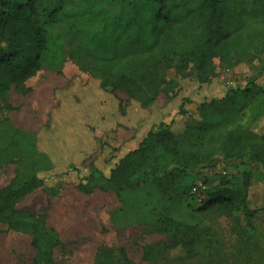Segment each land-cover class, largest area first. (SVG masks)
I'll return each mask as SVG.
<instances>
[{
	"label": "trees",
	"instance_id": "trees-1",
	"mask_svg": "<svg viewBox=\"0 0 264 264\" xmlns=\"http://www.w3.org/2000/svg\"><path fill=\"white\" fill-rule=\"evenodd\" d=\"M67 0H0V104L12 109L11 92H29L26 81L44 65L60 68L73 58L103 91H124L147 106L157 100L168 83V71L188 69L209 82L217 68L258 59L264 53V0H81L79 15H98L94 5L117 4L116 27L137 30L146 46L125 54L105 56L84 30L70 51L53 44L51 27L67 14ZM182 122H161L136 148L119 155L105 171L93 166L82 173L78 166L58 172L52 157L55 146H39L33 132L0 117V166L15 163L17 171L0 188V223L31 235L35 255L31 264H58L63 241L42 213L18 207V199L44 186L46 181L76 175L77 188L86 194L114 191L124 205L113 214L116 225L140 224L148 234L161 236L144 245L150 264H179L173 250H183L186 262L214 243L211 226L199 212L210 209L247 217L264 209L251 193L252 171L213 182L203 172L223 163H256L264 167V85L252 79L231 87L223 97L202 101L195 115L181 106ZM262 120V121H261ZM50 124V123H49ZM58 122L49 125L57 127ZM73 149V139L70 140ZM196 199L199 206H195ZM215 210V211H216ZM125 218V219H123ZM125 220V221H124ZM245 248H249L245 245ZM181 255H178L179 258ZM94 264H136L125 247L101 245Z\"/></svg>",
	"mask_w": 264,
	"mask_h": 264
},
{
	"label": "rangeland",
	"instance_id": "rangeland-1",
	"mask_svg": "<svg viewBox=\"0 0 264 264\" xmlns=\"http://www.w3.org/2000/svg\"><path fill=\"white\" fill-rule=\"evenodd\" d=\"M81 0H67V14L59 17L51 27L56 48L70 51L78 44L85 30L105 56L125 54L146 46L138 40L137 30L124 31L113 25V17L121 14L117 4L94 5L98 14L68 17L78 14ZM168 83L157 100L147 106L128 98L124 91L117 94L103 91L99 81L83 70L73 58H67L60 68L44 65L26 81L29 92L12 91V109L0 104V117L8 115L18 126L38 135L39 146L61 142L62 152L52 157L58 172L71 166L80 167L82 173L93 166L105 171L116 158L128 149L136 148L147 133L161 122H182L181 106L195 115L198 105L212 97H223L233 86L245 85L255 79L264 85V53L258 59L234 62L217 68L214 77L202 83L190 69L168 71ZM58 122L57 127L49 125ZM262 121V120H261ZM50 123V124H49ZM73 139V145L70 143ZM245 170L252 171L253 200L264 204V167L256 163H223L203 172L213 184L223 176L240 177ZM17 171V164L0 166V188L7 184ZM76 175L64 180L53 177L46 185L55 186L52 194L41 186L18 199L17 205L42 213L47 224L54 227L63 241L57 253L58 264H94L98 248L103 245L125 247L136 264H150L144 259V245L159 241L161 236L148 234L140 224L116 225L113 214L124 202L114 191L97 190L91 194L76 186ZM195 206H199L196 199ZM210 209L199 212L201 222L211 226L214 243L186 262L183 250H173L171 257L181 259L179 264H264V209L251 217L243 211L227 214ZM125 219V218H123ZM125 221V220H124ZM31 235L10 229L0 223V264H31L35 251ZM248 245L249 248H245ZM178 255H181L179 258Z\"/></svg>",
	"mask_w": 264,
	"mask_h": 264
}]
</instances>
